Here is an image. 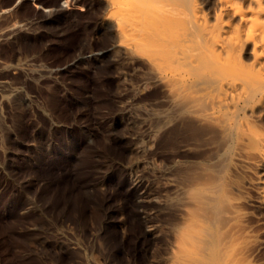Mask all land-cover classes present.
Returning <instances> with one entry per match:
<instances>
[{
    "label": "rangeland",
    "instance_id": "1",
    "mask_svg": "<svg viewBox=\"0 0 264 264\" xmlns=\"http://www.w3.org/2000/svg\"><path fill=\"white\" fill-rule=\"evenodd\" d=\"M132 2L0 0V264H178L185 219H207L184 193L219 180L248 231L214 215L218 247L229 257L246 245L239 264H264L258 171L229 161L214 107L190 101L167 78L176 71L162 75L176 63L155 68V36L118 35Z\"/></svg>",
    "mask_w": 264,
    "mask_h": 264
},
{
    "label": "bare ground",
    "instance_id": "2",
    "mask_svg": "<svg viewBox=\"0 0 264 264\" xmlns=\"http://www.w3.org/2000/svg\"><path fill=\"white\" fill-rule=\"evenodd\" d=\"M204 2L214 6L215 22L204 18L201 7ZM131 4L126 13L118 11L123 9L121 4H115L118 13L124 16H117L122 18V23L117 24L118 35L125 39L130 36L132 41L138 36L149 40L155 36V45L165 53L159 56L162 65L153 61L155 68L159 71L163 62L170 65L175 62L177 70L165 64L167 68L164 72L160 70V74L176 71L167 78L182 90L192 88L194 91L185 94L190 101L206 109L214 107V120L220 122L228 136L229 161L237 167L258 171L254 184L258 197L254 203L258 212H264V134L256 125L264 124V0H133ZM131 11L139 20L149 12L150 25L143 21L138 27V23H131L132 19L129 22ZM174 29L176 34H171ZM192 45L197 53L188 58L184 48ZM167 50L172 53L167 54ZM219 115L223 119H218ZM223 190V182L219 180L215 186L214 183L191 186L185 191L186 207L196 215H206L207 219L197 216L185 219L179 229L182 241L176 247L178 264H237L244 259L246 245L238 247L229 257L218 247L220 230L219 235L214 230V215L219 219L227 217L234 228L248 231L245 225L248 213L240 209L239 201L227 200ZM95 216L100 218L96 213Z\"/></svg>",
    "mask_w": 264,
    "mask_h": 264
},
{
    "label": "water",
    "instance_id": "3",
    "mask_svg": "<svg viewBox=\"0 0 264 264\" xmlns=\"http://www.w3.org/2000/svg\"><path fill=\"white\" fill-rule=\"evenodd\" d=\"M13 213V209H12V203L9 202L7 205H6V208H5V214L7 216H11Z\"/></svg>",
    "mask_w": 264,
    "mask_h": 264
}]
</instances>
